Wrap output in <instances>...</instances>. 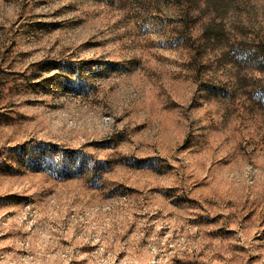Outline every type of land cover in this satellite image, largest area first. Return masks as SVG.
I'll return each instance as SVG.
<instances>
[{
  "label": "rangeland",
  "instance_id": "rangeland-1",
  "mask_svg": "<svg viewBox=\"0 0 264 264\" xmlns=\"http://www.w3.org/2000/svg\"><path fill=\"white\" fill-rule=\"evenodd\" d=\"M0 264H264V0H0Z\"/></svg>",
  "mask_w": 264,
  "mask_h": 264
}]
</instances>
